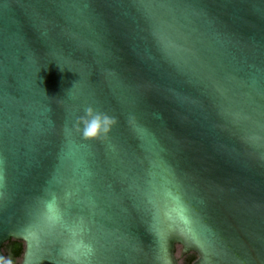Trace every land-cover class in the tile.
I'll return each instance as SVG.
<instances>
[{"label": "water", "instance_id": "95a60500", "mask_svg": "<svg viewBox=\"0 0 264 264\" xmlns=\"http://www.w3.org/2000/svg\"><path fill=\"white\" fill-rule=\"evenodd\" d=\"M177 207L171 264H264V0H0V264H155Z\"/></svg>", "mask_w": 264, "mask_h": 264}, {"label": "snow or ice", "instance_id": "6c2138e0", "mask_svg": "<svg viewBox=\"0 0 264 264\" xmlns=\"http://www.w3.org/2000/svg\"><path fill=\"white\" fill-rule=\"evenodd\" d=\"M174 211L176 218L179 220V225L176 224L171 212H165L164 217L169 222L168 226L160 229L151 227L150 229L153 237L152 244L155 252V264H171L169 245L175 240H181L186 244L189 241L197 245L199 244V234L191 227V222L185 216L183 208L177 207ZM46 219L52 223L59 222L60 220L53 204L48 205ZM26 234L31 242L38 245L41 242L43 233L29 229ZM53 250L60 251L61 249L54 248ZM68 255H71V253H68Z\"/></svg>", "mask_w": 264, "mask_h": 264}, {"label": "clouds", "instance_id": "9594fccd", "mask_svg": "<svg viewBox=\"0 0 264 264\" xmlns=\"http://www.w3.org/2000/svg\"><path fill=\"white\" fill-rule=\"evenodd\" d=\"M115 123V118L89 106L84 115L78 118L75 127L84 140H97L106 137ZM7 264H11V261Z\"/></svg>", "mask_w": 264, "mask_h": 264}, {"label": "trees", "instance_id": "16d2710c", "mask_svg": "<svg viewBox=\"0 0 264 264\" xmlns=\"http://www.w3.org/2000/svg\"><path fill=\"white\" fill-rule=\"evenodd\" d=\"M24 249V244L20 240L10 239L6 241L3 246L2 250L3 253L6 251V253L12 255L13 257H21ZM196 258V253L191 252L187 255H185L182 259L183 263L189 264Z\"/></svg>", "mask_w": 264, "mask_h": 264}, {"label": "rangeland", "instance_id": "374dc122", "mask_svg": "<svg viewBox=\"0 0 264 264\" xmlns=\"http://www.w3.org/2000/svg\"><path fill=\"white\" fill-rule=\"evenodd\" d=\"M181 250V246L177 247V253L179 254ZM4 257H5V264H7L8 261H11V264H20L21 257H13L12 255L4 252ZM183 260V259H182Z\"/></svg>", "mask_w": 264, "mask_h": 264}, {"label": "flooded vegetation", "instance_id": "af4514ba", "mask_svg": "<svg viewBox=\"0 0 264 264\" xmlns=\"http://www.w3.org/2000/svg\"><path fill=\"white\" fill-rule=\"evenodd\" d=\"M189 254V253H188ZM185 264V263H184ZM190 264V263H189Z\"/></svg>", "mask_w": 264, "mask_h": 264}]
</instances>
